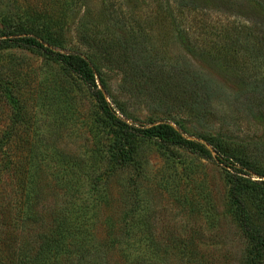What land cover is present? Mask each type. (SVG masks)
Segmentation results:
<instances>
[{
	"label": "rangeland",
	"instance_id": "obj_1",
	"mask_svg": "<svg viewBox=\"0 0 264 264\" xmlns=\"http://www.w3.org/2000/svg\"><path fill=\"white\" fill-rule=\"evenodd\" d=\"M175 3L0 0V40L15 37L22 29L34 35L51 32L58 39L57 52L87 55L111 50L122 56L133 48L145 53L146 64L155 63L162 70L155 68L158 76L141 90H133L125 84L122 71L103 64L96 85L109 106L108 120L87 85L70 76L60 62L38 50L0 48V145L12 152L17 173L3 175L0 189L8 193L7 203L16 195L22 197L16 183L28 177L33 149V162L40 166L41 195L40 220L12 228L14 235H7V224L0 220V239L9 236L14 247L30 249L36 234L43 231L42 219L49 228L53 212L66 211L72 219L86 220L93 234L85 243L107 247L119 238L136 248L132 253L127 248L110 251L107 264H249L253 260L254 250L240 227L239 209L244 205L252 223L264 231V184L260 185L264 177L246 170L238 173L240 167L224 166L215 154L203 159L189 149L141 139L133 163L120 160L106 183L94 185L112 166L114 140L126 126L144 129L158 123H178L185 138L201 143L208 135L223 137L239 157L258 163L264 171V124L237 101L231 74H217L179 44V31L193 33L194 18L187 14L180 19ZM92 40L96 47L90 46ZM207 41L203 37L202 42ZM210 50L239 67L226 48ZM173 67L202 74L222 88L224 93L208 108L204 123L187 112L177 114L176 103L154 93L172 91L177 82ZM150 93H154L151 98ZM185 99L189 100L188 95ZM19 111L26 125H15ZM10 129L16 134L1 143ZM236 176L257 183L240 191L241 205L233 197ZM95 211L97 219L92 217ZM124 228L128 237L121 234ZM100 255L94 253L91 261ZM67 259L63 264L77 262L74 257ZM9 262L0 251V264Z\"/></svg>",
	"mask_w": 264,
	"mask_h": 264
},
{
	"label": "trees",
	"instance_id": "obj_2",
	"mask_svg": "<svg viewBox=\"0 0 264 264\" xmlns=\"http://www.w3.org/2000/svg\"><path fill=\"white\" fill-rule=\"evenodd\" d=\"M175 4L174 10L180 19L185 20L187 14L194 18L193 33L188 35L187 32H184L187 30L179 31V44L210 69L217 71V74L223 77L227 73L231 74L236 81L234 86L236 94H238L237 101H241V107L246 109L255 121L264 124V0H176ZM215 15L218 17L217 19H215ZM203 37L208 39L207 43L202 42ZM89 42L91 47H96L93 40ZM12 47L38 50L60 62L70 76L87 85L91 95L101 103V108L108 120L109 106L103 93L96 85V76L101 73L103 64L115 66L122 71L125 75V84L133 87V90L137 87L140 89L145 85L148 86L158 76V71L154 72L157 65L154 67L155 63L146 64L147 58L143 57L145 53L138 52L133 48L126 50L122 56L111 50L87 55L76 52L61 53L54 50L58 47V39L54 38V34L47 32L46 35H34L26 29L20 30V33L15 37L0 40V48ZM217 47L221 50L226 48L224 51L232 56V60L239 61V67L231 66L226 60L213 55L210 49ZM158 70L162 71L161 69ZM173 72L177 77V82L172 91H164L157 87L159 90L154 93L159 94L163 99L166 98L176 103L177 114L182 116L184 112V114L189 113L187 116H196L200 122L204 123L208 108H211L214 100L224 93L222 88L202 74L194 71L186 73L182 67H173ZM187 74L188 77H185ZM153 94L150 93L148 97L151 98L154 96ZM187 95L189 100L185 99ZM7 96L10 103L15 105L16 101L12 95L8 94ZM16 115L15 125H26V120L21 111L17 112ZM174 124L158 123L144 129L126 126V129L114 140L115 150L111 156L112 166L108 173H102L96 178L95 187L98 188L108 181L111 173H114L115 169L120 166V160L133 163L142 141L151 139L166 145H175L192 150L203 159H212L213 154H215L224 166L240 167L241 170L238 173L246 170V172L264 177V171L258 169V163L245 157H239L234 145L227 139L208 135V137L203 138L205 143L189 140L177 128L178 123ZM15 132V130L10 129L7 135L1 139V143L5 140L9 142L10 138L16 134ZM1 145L0 185L3 175L11 173L10 176L12 177L17 174L14 167L15 161H12L10 155L12 152L10 150L5 151ZM33 153L34 151L31 149L28 177L21 183H16V186L19 185L18 188L20 187L19 191L22 197L16 195L17 200L7 203L8 193H4L0 189V220H4L7 224V235L16 233L15 230L12 231V228L23 226L31 221L36 222L37 219L40 220L39 209L37 208L41 198L40 183L37 176V170L40 166L34 164ZM233 182V197L235 202L241 205L240 191L247 189L249 184L255 186L257 183H251L240 176L234 177ZM263 184L264 182L260 185ZM14 192L18 193V191ZM239 210L240 227L254 250L253 260H250L249 264H262L264 231L252 223L244 205H241ZM71 215L66 211H54L49 228L46 227L47 224L44 225V219H42L43 231L36 234L31 250L24 249L23 247L26 246L20 244L14 247L11 240L10 243L8 242L9 236L8 238H1L0 251L3 253V257L10 259L8 264H63V261L69 260L67 258L71 257L77 258V262L74 264H107L110 251L127 248L128 252H133L135 247L119 238L112 239L107 247L85 243L92 239L93 233H90V230L85 226V219L80 220L77 217L72 219ZM97 216L95 211L92 217L97 219ZM107 220L110 221V218ZM81 225H84L86 229ZM109 225L113 228L111 223ZM126 230V228L122 229L121 234L128 237L130 233ZM112 235L113 232L109 233V236ZM94 253L101 255L98 259L91 261ZM148 262L152 264V262Z\"/></svg>",
	"mask_w": 264,
	"mask_h": 264
}]
</instances>
